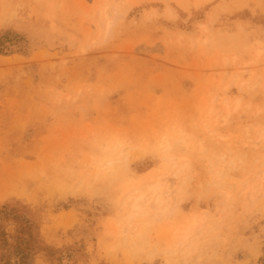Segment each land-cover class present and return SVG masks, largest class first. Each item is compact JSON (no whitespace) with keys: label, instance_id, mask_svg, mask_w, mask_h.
Here are the masks:
<instances>
[{"label":"rangeland","instance_id":"obj_1","mask_svg":"<svg viewBox=\"0 0 264 264\" xmlns=\"http://www.w3.org/2000/svg\"><path fill=\"white\" fill-rule=\"evenodd\" d=\"M6 262L264 264V0H0Z\"/></svg>","mask_w":264,"mask_h":264},{"label":"bare ground","instance_id":"obj_2","mask_svg":"<svg viewBox=\"0 0 264 264\" xmlns=\"http://www.w3.org/2000/svg\"><path fill=\"white\" fill-rule=\"evenodd\" d=\"M112 23L109 21L108 23H107V27H109L110 25H111ZM228 111H229V109H228ZM119 158H123V159H126L127 158V155H126V151H122V152H120V157ZM119 158H115V160L116 161H118L119 160ZM173 161V160H172ZM173 163V162H172ZM175 164V163H174ZM107 169H109V168H111L112 167V165H113V161H109V162H107ZM126 166H128V165H126ZM179 172H181L180 170H178ZM113 172V171H112ZM161 184H160V182H157V183H155V184H152V185H149L148 186V191L150 192V193H152V194H156V193H159L160 192V188H161ZM144 192H141L140 194H137L136 196H130L131 197V202H130V213L128 214V218L129 219H132V218H135V216H137V213H138V211H140V210H142L143 209V206L144 205H142L143 203L142 202H144L145 201V199H146V197L144 196V194H143ZM166 193V192H165ZM174 193V192H173ZM173 193H170V192H167L166 193V199L167 200H169V198H170V194H172L173 195ZM131 195V194H130ZM156 196V195H155ZM165 199V200H166ZM155 201V204H154V206H155V208H157V210L159 209V206L162 204V201H161V199L159 198V195L157 196V198L154 200ZM145 203V202H144ZM167 210L168 209V206L166 207L165 206V208L164 209H160L161 211H164V210ZM144 213H146V212H144ZM124 231V230H123ZM141 231H142V229H141ZM127 232V231H126ZM141 232L139 231V233H138V236H140L141 234H140ZM123 235V234H122Z\"/></svg>","mask_w":264,"mask_h":264},{"label":"trees","instance_id":"obj_3","mask_svg":"<svg viewBox=\"0 0 264 264\" xmlns=\"http://www.w3.org/2000/svg\"><path fill=\"white\" fill-rule=\"evenodd\" d=\"M6 264H9V263L6 262Z\"/></svg>","mask_w":264,"mask_h":264}]
</instances>
